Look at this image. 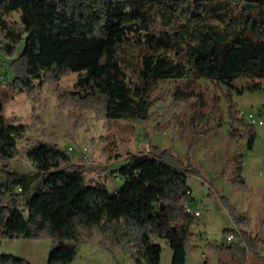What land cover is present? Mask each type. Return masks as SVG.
<instances>
[{
	"label": "trees",
	"instance_id": "16d2710c",
	"mask_svg": "<svg viewBox=\"0 0 264 264\" xmlns=\"http://www.w3.org/2000/svg\"><path fill=\"white\" fill-rule=\"evenodd\" d=\"M0 36V51L9 56L23 43L10 63L9 85L27 94L36 123L45 124L37 90L48 83L56 86V126L72 139L86 123L83 110L98 120L135 121L146 119L157 100L183 110L180 119L178 112L172 116L189 133L185 154L154 144L128 153L112 170L124 180L110 191L87 183L93 166L74 161L55 131L43 127L40 140L20 146L34 124L3 114L0 102V238L49 239L46 264H70L85 244L122 251L136 264H160L156 239H162L171 264H185L195 219L185 208L193 199L188 178L205 181L192 155L200 137L221 125L222 95L235 150L216 174L234 190L247 188L244 152L253 148L257 129L238 116L231 91H264V0H0ZM71 73L74 86L59 87ZM242 76L247 82L236 85ZM104 151L119 158L109 142ZM23 157L31 170L13 164ZM219 199L233 222L224 234H239L240 242L213 243V249L228 252L236 264L249 251L264 260L250 220L226 196ZM0 264L35 263L0 253Z\"/></svg>",
	"mask_w": 264,
	"mask_h": 264
},
{
	"label": "rangeland",
	"instance_id": "374dc122",
	"mask_svg": "<svg viewBox=\"0 0 264 264\" xmlns=\"http://www.w3.org/2000/svg\"><path fill=\"white\" fill-rule=\"evenodd\" d=\"M12 16L18 19L17 13L13 12ZM22 49L23 43L21 42L15 48L12 56L0 51V102L3 103L2 112L6 115H20L23 122L34 124V129L27 133L28 138L19 141L20 146L33 139L40 140L42 137L40 130L43 127L49 132L55 131L58 134L57 143L59 147L67 151L74 161L85 162L93 166L86 173L87 183H104L110 191L124 180L122 176L114 175L112 170L126 161L128 153H136L141 148L154 144L160 147H169L177 154H185L186 140L189 136L188 127L185 124L178 129L172 116L174 112H178V119H180L183 110L169 106L166 100V102L157 100L146 119L135 121L125 119L98 120L94 117L91 110H83L82 114L86 119V123L79 129V137L72 139L65 130H59L56 126L55 113L58 102L56 86L45 83L37 90L43 102V106L37 107V112L45 124L36 123L33 120L31 102L27 94L25 92L14 93L9 85L14 76L10 63L14 58H17ZM75 79V73L65 75L58 81V86L72 88ZM247 80V78L242 76L237 77L234 82L240 86L245 84ZM200 82L202 84L208 83L205 80ZM163 86L165 87L164 92H166L169 85L164 84ZM221 88L222 92L226 90L224 85H221ZM163 96H165L164 93ZM165 97L168 96L166 95ZM231 98L236 103L238 102L237 104L242 113H244V117L249 112H253L256 115L262 114L259 111L264 108V91L262 89L253 91L245 89L242 94L232 90ZM220 105L224 112L221 125L200 137L192 155V158L202 167L205 181H202V178L198 176H190L188 178V183L193 190L195 198V200H190L189 203L193 208L199 209L201 214L194 219L190 227L194 232L192 238L193 246L187 250L189 256L185 264H197V258L203 249L213 253L215 250L211 245L223 240L224 230L233 227V222L230 225L228 224V226H224L227 219L229 221L231 217L219 199L222 195L226 196V193L224 192L225 187L222 183V175L216 174V169L219 167L221 159L229 156L235 150V145L227 133L230 121L227 116L228 104L224 95H222ZM244 121L247 122V119L245 118ZM256 127L258 133L254 141L255 144H253L252 149H247L244 152L245 172L251 182L254 179V173H257L260 169L263 170L262 175L264 176V124ZM106 142L113 144L114 153H119V158L107 157L104 151ZM13 164L23 170L32 169V164L26 157L13 160ZM222 207L226 211L222 212ZM200 233L202 234L201 237H199ZM161 241L163 247L160 264H171L168 260L171 250L169 246L164 244L163 240ZM50 244V240L45 238H0V253L24 257L35 264H46ZM193 255L197 256L194 257ZM70 264L136 263L122 251L112 253L98 245L85 244L80 247L76 258Z\"/></svg>",
	"mask_w": 264,
	"mask_h": 264
},
{
	"label": "crops",
	"instance_id": "0c3cea01",
	"mask_svg": "<svg viewBox=\"0 0 264 264\" xmlns=\"http://www.w3.org/2000/svg\"><path fill=\"white\" fill-rule=\"evenodd\" d=\"M237 109L239 111L238 116H243L244 113H242V111L239 109V106H237ZM259 111L262 113V115L264 114V108H261V110ZM262 174H263V170L262 169L258 170L257 173H254V179L251 182L250 180H248V177L246 176L245 166H244L243 175L247 183V188L245 190H239V191L233 190L230 181L226 178L225 175H222V183L224 184L225 187L224 192L226 193L227 198L236 204L238 212L240 214L245 215L250 220L249 230L253 234L257 235L262 239V243L260 244V251L261 253H264V176ZM191 195L195 200L193 196L192 188H191ZM223 211L226 210L222 207V212ZM228 224L229 225L232 224L231 219H229V221L227 219L224 226H228ZM199 235H200L199 237L202 236L201 233ZM236 236L238 238L240 237L239 234H236ZM161 240L162 239H156V241H158L161 244V247H163ZM221 242L222 240L218 244H221ZM164 244L167 245L165 241ZM168 256H169L168 260L170 261L171 251ZM188 256L189 253L187 252L186 260ZM193 256L196 257L197 255H193ZM197 261H198L197 264H236L232 260L230 254L226 251H222V253H217L213 251V253H210L207 252L205 249L201 250L200 256L197 258ZM243 264H264V260L260 259L253 252L249 251L246 253Z\"/></svg>",
	"mask_w": 264,
	"mask_h": 264
},
{
	"label": "built area",
	"instance_id": "2783aa9c",
	"mask_svg": "<svg viewBox=\"0 0 264 264\" xmlns=\"http://www.w3.org/2000/svg\"><path fill=\"white\" fill-rule=\"evenodd\" d=\"M244 119H247L248 123L254 125L264 124V116L262 114H254L253 112H249L246 114V117L242 116ZM185 208L188 212L192 213L195 218H198L201 212L198 209L193 208L189 202L185 203ZM240 237L238 238L234 232H230L224 235L221 244L225 246H230L233 243H239Z\"/></svg>",
	"mask_w": 264,
	"mask_h": 264
}]
</instances>
